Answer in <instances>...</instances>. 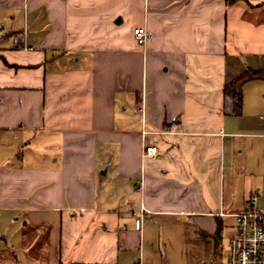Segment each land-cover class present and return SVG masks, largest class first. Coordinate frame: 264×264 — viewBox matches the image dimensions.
I'll return each instance as SVG.
<instances>
[{
	"label": "crops",
	"instance_id": "crops-1",
	"mask_svg": "<svg viewBox=\"0 0 264 264\" xmlns=\"http://www.w3.org/2000/svg\"><path fill=\"white\" fill-rule=\"evenodd\" d=\"M4 16L0 223L32 220L0 230V264H227L225 217L253 191L264 207V75L228 86L264 69V0H0Z\"/></svg>",
	"mask_w": 264,
	"mask_h": 264
},
{
	"label": "built area",
	"instance_id": "built-area-1",
	"mask_svg": "<svg viewBox=\"0 0 264 264\" xmlns=\"http://www.w3.org/2000/svg\"><path fill=\"white\" fill-rule=\"evenodd\" d=\"M134 37L140 45H146L153 33L146 26H136ZM17 48L33 50V46L17 45ZM156 145H146L145 156L157 153ZM236 222V233L230 240L227 264H264V207L260 204V194L251 192L244 209L232 213Z\"/></svg>",
	"mask_w": 264,
	"mask_h": 264
},
{
	"label": "rangeland",
	"instance_id": "rangeland-1",
	"mask_svg": "<svg viewBox=\"0 0 264 264\" xmlns=\"http://www.w3.org/2000/svg\"><path fill=\"white\" fill-rule=\"evenodd\" d=\"M5 18H8V19L4 20V21H1L2 23L0 22V27H2L4 25H7V22H8V25H10L12 20L9 19V17L4 16V19ZM29 20L31 22L30 24H32V16H30ZM25 23H26V21H25L24 17L23 18L19 17L16 20L13 21V24H15L16 26H21V27L25 26ZM238 151H240V149ZM242 156H244L243 152H239L236 155V158L239 160V161H237L239 164H240V159H241ZM230 186L231 185H226L225 186V197H226V202H228V203H229L230 198L233 196V193H235V197H237L238 195H240V193H239L240 189H243L241 185H233L234 188L232 187V189L230 188ZM229 206L230 205H226L225 208H228ZM232 207H234V206H232ZM42 217L45 218V216H42ZM27 218H31V217H29V216H26L25 218L20 217L19 221L16 222L15 226L16 225H21L23 223V219L26 220ZM31 220H32V218H31ZM11 223H12L11 219H9V221L1 222L0 223V230H5L6 228H10V227L12 229L13 227H15V226H12ZM41 224H42L41 225V227H42L46 223L42 222ZM234 225H235V218L234 217H232V216L225 217V230L223 231V238H222V241H221L222 244H221V249L219 251L222 254V257H221L222 263H225L227 258H228V253H229V250H230L229 237H231L235 233V226ZM7 226H9V227H7ZM50 226H52V225L49 224L46 227H50Z\"/></svg>",
	"mask_w": 264,
	"mask_h": 264
},
{
	"label": "trees",
	"instance_id": "trees-1",
	"mask_svg": "<svg viewBox=\"0 0 264 264\" xmlns=\"http://www.w3.org/2000/svg\"><path fill=\"white\" fill-rule=\"evenodd\" d=\"M229 4L235 3L238 0H227ZM264 75V69L262 70H247L244 73H242L239 77H237L236 79H234L230 85V87L235 86L239 81L241 80H245V79H251L254 77H260ZM235 95L237 96V100L235 102V112L236 114H241V107H242V96L240 92H236Z\"/></svg>",
	"mask_w": 264,
	"mask_h": 264
},
{
	"label": "water",
	"instance_id": "water-1",
	"mask_svg": "<svg viewBox=\"0 0 264 264\" xmlns=\"http://www.w3.org/2000/svg\"><path fill=\"white\" fill-rule=\"evenodd\" d=\"M118 21L120 22V21H121V19H118Z\"/></svg>",
	"mask_w": 264,
	"mask_h": 264
}]
</instances>
